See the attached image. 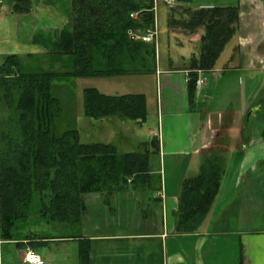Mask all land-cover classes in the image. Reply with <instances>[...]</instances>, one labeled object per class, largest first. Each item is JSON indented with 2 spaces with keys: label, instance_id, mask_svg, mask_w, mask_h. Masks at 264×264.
I'll return each mask as SVG.
<instances>
[{
  "label": "trees",
  "instance_id": "16d2710c",
  "mask_svg": "<svg viewBox=\"0 0 264 264\" xmlns=\"http://www.w3.org/2000/svg\"><path fill=\"white\" fill-rule=\"evenodd\" d=\"M31 1L10 0L9 5L14 14L23 15L29 13ZM184 2L178 0L177 6L167 7L166 14L169 28L187 35L202 32L199 52L183 65L187 96L192 102L197 71L214 68L236 32L239 12L236 6L191 9ZM70 3V29L60 32L59 42L51 43L48 52L53 65L60 66L58 70L30 71L18 55L0 56V99L15 117L14 136L0 133V144L4 145L0 147L1 242L12 241L17 222L26 218L32 190L48 194L41 204V217L74 224L85 211L83 196H109L129 185H143L149 177L148 158L158 154L156 137L140 151L118 153L114 145L82 143L74 129L54 132L60 117L58 100L50 94L54 79L149 74L156 58L153 44L133 39L128 33L141 36L153 27L152 0ZM132 13L137 17L131 18ZM39 40V35L32 39L41 45ZM83 98L85 114L96 122L112 116L139 122L146 118V98L141 93L107 95L90 87L84 89ZM221 154L220 149L203 150L198 174L182 182L176 233L195 232L207 216L222 174ZM16 245L21 246V242ZM88 260L89 248L82 244L79 264H88Z\"/></svg>",
  "mask_w": 264,
  "mask_h": 264
},
{
  "label": "crops",
  "instance_id": "0c3cea01",
  "mask_svg": "<svg viewBox=\"0 0 264 264\" xmlns=\"http://www.w3.org/2000/svg\"><path fill=\"white\" fill-rule=\"evenodd\" d=\"M63 1L66 10L64 17L60 15L59 7L54 5L60 3V0H37L35 10L32 7L28 13L51 10L54 17H57L49 25L48 21L51 19L43 21L39 29L31 32L32 38L35 37L34 34L41 36L39 42L43 55H47L51 43L59 42V34L62 30L70 29L71 3L70 0ZM40 2L43 5H39ZM223 6L238 8L239 22L229 42L234 37L236 41L229 57V64L221 66L220 69L216 66V62L214 68L207 72V76L209 75L212 80L220 79L219 73L233 77L232 86L228 87V90L235 95L243 94V100H240L241 108L237 109L235 114L232 112V117L222 120V125L215 131L214 138L211 137L210 126L205 118V123L203 124L201 120L202 123L195 135L192 133L191 138L185 140L186 144L178 143L176 139L172 140L170 146L174 149L178 147V151H165V140L158 139V154L150 155L148 158L149 177L144 179L143 185L135 187L129 185L109 196L102 194L85 196V211L81 220L68 224L75 229V234L25 239L22 242L23 245L20 246L24 248V251L28 248L36 252L35 246L42 247L52 242H67L77 247V254L82 244L88 246V264H264V230L254 228L256 221L253 215V210L257 212L264 206V182L259 179V177H264L263 169L258 168L264 162V126L262 125L264 116L261 109L263 91L260 86L257 87L261 89L260 95L257 96V94L254 95L256 89L245 90L243 86L236 83L237 79L242 76L241 74H245L247 69H253L254 66L259 67V72H264V0H234ZM8 8H11V5ZM170 30L171 28L168 27V31ZM175 32L181 36L178 40L179 45L183 46L188 41L187 44L192 48L189 58L182 57L186 64L192 56L199 52L202 32L198 31L194 35H187L181 30ZM233 59L236 60L235 63ZM175 69L170 58H168L167 67H162L156 53L153 67L156 83L159 84L164 77L167 80L166 84L171 86L172 75L175 73H182L185 78L186 70L183 67L180 70ZM119 76L136 77L138 74ZM114 78L117 77L114 76ZM116 82L113 88H109L103 94L142 93L134 90L131 82L128 84L132 87L128 88H126L127 83L121 80ZM207 87H209L208 81L203 89L206 90ZM199 93L195 94L192 102L188 99L186 88L183 93L186 98L183 110L194 119L203 112V115L207 117L206 113L209 108L197 99L200 98ZM253 96L258 100L255 105L252 102ZM172 109L176 107L173 106ZM175 114L171 111L172 116ZM224 115V117L227 116ZM252 116L255 118L252 119ZM119 120L122 122L123 119ZM189 127L192 129L191 126ZM227 132L231 133L233 139L230 146L228 143L225 144L228 146L226 151L228 153L221 154L223 162L232 163L230 187L227 188V199L229 200L226 205V219L216 216L218 210L214 208L213 204L216 199L214 198L207 216L195 232L176 233L174 229L178 197L185 179L180 180L173 190L161 183L160 173L162 164L164 168L165 157L168 156V159L173 162L185 157L187 163L194 157L199 158L201 162L203 150L214 148L224 152L223 146L225 145H221V142L229 139V136H226ZM153 137L157 138L155 133L148 139ZM149 140L139 142L136 151L142 150ZM187 169L188 167L185 170ZM198 172L199 170L191 172L186 179L195 177ZM219 193L220 189L217 194ZM41 258L45 261L43 257ZM45 264H47L46 261ZM77 264H79L78 260Z\"/></svg>",
  "mask_w": 264,
  "mask_h": 264
},
{
  "label": "rangeland",
  "instance_id": "374dc122",
  "mask_svg": "<svg viewBox=\"0 0 264 264\" xmlns=\"http://www.w3.org/2000/svg\"><path fill=\"white\" fill-rule=\"evenodd\" d=\"M1 1V9L3 10L0 13V56L18 55L22 58L23 65L30 71L58 70L60 66L53 65V61L48 56V53L47 55L42 54L41 45L34 44L32 41L34 37L32 38L31 36V32L34 29H39L43 21L51 19L48 21V25L54 22L57 17H54L53 11L44 10L39 13L33 12L32 14L26 13L27 15L24 16H17L12 13L11 8H8L10 0ZM183 1H185V6L191 9H199L223 6L229 2L232 3L234 0ZM40 3L39 5H43L42 2ZM54 5L59 7L60 15L64 17L66 12L64 1L60 0V3H55ZM155 5L156 38L152 44L155 45L157 59L160 58L161 66L166 68L168 58H170L173 61L174 68H176L175 70H180L185 64L182 57L189 58L192 48L187 44L188 41L183 46L179 45L178 40L181 36L178 32H175L177 31L176 29L172 28L168 31L166 18L167 5L164 4L162 0H156ZM32 7L35 10L37 7V0L31 1L30 9ZM9 10H11V12H9ZM34 35L37 36L38 34ZM235 41L236 39L234 37L225 45L216 61V66L218 68L221 69V66L229 64V57L233 52ZM50 50L51 49H49L48 52ZM28 54H32V57L28 58ZM235 61L236 60L233 59L234 63ZM252 68L253 69H247V71L244 72L245 74H241L242 76L237 79L236 83L243 86L245 90L256 89L254 95L257 94V96L261 93V89H258L259 86L262 88L263 94L261 98L263 99V106L261 109L264 116V72H259L258 66ZM218 75L220 77L218 80H212L208 75V77H210L208 80L209 87H207L206 90L202 88L203 90L201 89L199 93L200 98H197L200 103L204 102L205 105L209 106L207 113L204 110L207 117L203 115V112L201 115L198 114L195 116V119L194 117L191 118L189 114L183 110L186 101L183 93L186 85L182 73H175L172 75L173 82H171V86L166 84L167 80L164 77H162L159 84L156 83L153 72L149 74H140L136 77L56 78L52 81L50 86V94L58 100L60 107V117L55 121L54 132L59 134L66 129H74L78 132L79 140L82 143L114 145L118 153L138 150V143L149 140L148 138L155 133L160 141L162 139L165 140V151H178V147L174 149V147L170 146L173 139L179 141L178 143L186 144L187 141L185 140L190 139L192 133L195 135V132L198 131L202 123L201 120L203 124L205 123V118L210 126L209 130L211 137L214 138L215 131L222 125V120L232 117V112L234 113L237 109L241 108L240 100H243V94L237 93V95H235L234 93H230L231 90H228V87L232 86L233 77H230L229 74L223 75L222 73ZM133 78H135L134 81ZM119 80L127 84L131 82L134 86V90L142 92L141 94L145 96V120L139 122L122 116H118V118L117 116H112L104 118L102 122H96L94 119L88 117L84 112V89L93 87L103 93L109 88H113L114 83ZM128 87L132 86L128 84L126 88ZM0 96H3V92L0 93ZM256 98L257 97L253 96L252 102L254 105L258 103ZM173 106H175L176 109H172ZM171 111L176 114L172 116ZM224 114L227 116L224 117ZM254 118L255 117L252 116V119ZM14 119L13 110L4 100L0 99V133L14 136ZM119 119H123L122 122H120ZM219 122L221 123L218 124ZM188 125L191 126L192 129ZM262 125L264 126V122ZM226 136H229V139L227 141H222L221 145L228 143V146H230L233 139L231 138V133L227 132ZM1 144L0 147H4V145L2 144V146ZM228 146H223L224 152L222 153H224V155L228 153L226 152ZM225 157L227 158V156ZM165 158L164 168L162 164V172L160 173L161 183L165 184L170 190L177 187L180 180H186L191 172H197L200 167L199 158L195 159L193 157L188 163L184 159L185 157H182L180 161L176 162L170 161L168 156ZM187 167L188 169L185 170ZM258 168L263 169L262 174L264 176V162L261 163ZM220 175L218 187L220 193L216 194L213 205L214 208L218 210L216 216L226 219V205L229 200L227 199V188L230 187L232 163L222 162V174ZM259 179L264 182V177H259ZM47 195V193H40L36 190H32L27 216L24 220L17 222L12 241H0V264H22L21 258L24 248L17 246L16 242H21V245H23L22 242L25 241L28 235H35L34 239H36L38 236L57 237L75 234V229L71 228L68 224L58 221H47L40 216L41 204ZM261 195L259 196L260 199H262ZM85 196H83V201ZM253 215L256 221L254 228H262L264 230V206L257 212L253 210ZM32 238H29V240ZM33 246H35V244ZM35 249L37 250L36 252L45 259L47 264H77V247L71 243L52 242L42 247L35 246Z\"/></svg>",
  "mask_w": 264,
  "mask_h": 264
},
{
  "label": "built area",
  "instance_id": "2783aa9c",
  "mask_svg": "<svg viewBox=\"0 0 264 264\" xmlns=\"http://www.w3.org/2000/svg\"><path fill=\"white\" fill-rule=\"evenodd\" d=\"M155 2L156 0H152L151 10L154 13V17H155V9H156ZM162 2L166 4L167 7H175L178 4V0H162ZM1 6H2V1L0 0V11H1ZM130 17L133 19L136 18L137 13H132ZM155 28L156 27H155V19H154L153 27L147 29L143 35L136 36L133 35L130 31L128 33L133 39H139L144 43H152L155 41L156 38ZM196 75L197 76L194 81V89H195V93H199L201 89L207 84L208 76H207V72H203L201 70H198ZM21 259H22V264H45V261L41 258L39 254H37L32 249H28V248L25 249V251L23 252Z\"/></svg>",
  "mask_w": 264,
  "mask_h": 264
}]
</instances>
